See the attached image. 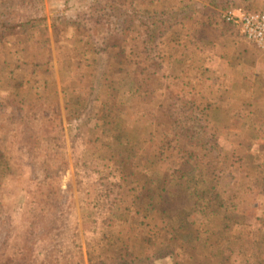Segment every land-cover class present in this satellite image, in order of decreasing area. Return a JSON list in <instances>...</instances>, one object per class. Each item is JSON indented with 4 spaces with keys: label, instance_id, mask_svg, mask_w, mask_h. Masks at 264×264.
<instances>
[{
    "label": "rangeland",
    "instance_id": "1",
    "mask_svg": "<svg viewBox=\"0 0 264 264\" xmlns=\"http://www.w3.org/2000/svg\"><path fill=\"white\" fill-rule=\"evenodd\" d=\"M99 1L0 0V264H242L240 28L223 16L240 11V0L218 11L220 0ZM131 1L158 18L186 7L189 16L174 15L180 23L149 57L136 40L112 47L78 26L94 17L92 7ZM141 81L160 102L136 101L138 120L125 125L115 112L124 113L127 89ZM181 88L219 137L221 148L203 160L202 193L179 181L184 135L151 123L167 93ZM82 97L105 112L73 138L69 117L84 110ZM150 143L156 163L139 157ZM106 161L111 168L97 174ZM113 182L120 201L114 193L101 201ZM141 191L153 199L147 214L134 202ZM204 234L211 245L197 238ZM162 244L172 253L154 261Z\"/></svg>",
    "mask_w": 264,
    "mask_h": 264
},
{
    "label": "trees",
    "instance_id": "2",
    "mask_svg": "<svg viewBox=\"0 0 264 264\" xmlns=\"http://www.w3.org/2000/svg\"><path fill=\"white\" fill-rule=\"evenodd\" d=\"M93 3H99V0H89ZM128 6L122 5H106L105 8L112 7V10H107L102 7H92L91 13L94 17L87 18L84 21V16L81 17L80 24L78 26H84L91 31H89L90 35L92 34L93 37H97L98 39L101 37L102 42L104 45L111 44L112 47H117L119 44L128 43L129 40H136V49L140 56H151L155 52L154 44L158 38H163L172 30L173 26H176L177 19L174 15L181 14L186 19L189 16L188 8H181L179 9V13L173 12L170 16L165 18H158V16L153 15L154 9H142L140 8V3H127ZM211 2L205 3L203 5H208L209 7L204 6V11H212L210 8ZM215 5V3H213ZM238 3L233 1H226L220 0V3L217 4V11L218 10H227L229 7H234L233 5H237ZM191 8V6H188ZM216 11V10H215ZM71 20V19H70ZM132 22V23H131ZM131 23V24H130ZM211 23V22H210ZM215 24L214 22H212ZM219 21L215 24L217 27L216 32L214 35H218L221 33L220 29L223 28V25L220 24ZM70 25V22L66 23ZM220 24V25H219ZM1 26V24H0ZM4 27V23H2ZM216 29V28H215ZM214 30V29H213ZM207 32L205 31V34ZM205 34L202 36L204 37ZM210 33L208 35V39L210 38ZM177 43V39L175 40ZM100 43V41H99ZM101 49L103 50L102 44L100 43ZM230 54V52H228ZM238 51H234V55H238ZM232 54V55H233ZM173 59V54L170 57ZM122 66H126V61H121ZM159 63L155 62L153 66H158ZM103 67V66H102ZM104 67L101 69L100 74L103 75ZM157 71V70H156ZM93 75L92 77H94ZM142 82H136L132 87L127 89V94L129 95L130 104H126L124 106V114L123 112H115V115L120 121H123L125 125L132 126V122H135L136 116V109L138 106L136 101L141 103H145L146 101L149 103L152 102H160L157 99V95L150 97V91L146 87L142 86ZM114 84V83H112ZM125 83L119 81L114 87L116 90L123 91L125 89ZM95 93L93 94V96ZM81 104L84 107V110L80 112L78 115H73V117H69L70 125L68 127L70 136L75 138L76 136L84 137L87 133L86 130L91 127L93 120L91 119L92 116H97L98 118L102 115L101 107H96L95 101L92 100L91 102L86 103V98L82 97ZM79 102V103H80ZM164 106L158 105L159 109L157 114V118L151 120L152 124H155L156 127H160L163 122H166L168 127L175 129L178 133L184 135L185 142L188 143L189 149L184 157L186 160L184 161V171L179 172V181H182L185 185L188 184L189 190L195 191L197 190L198 193H202L204 189H198L201 184V178L205 174V165L203 160H207L209 153L215 150H218L220 147V142L218 141L219 137L217 133L209 128L207 124L206 117L203 116V111L197 109L192 101L191 97L184 95L182 88L173 92H168L165 98V102L163 103ZM105 112V110H104ZM138 120V118L136 119ZM156 144L150 143L146 145L143 152L139 155L145 159V162H152L151 159L159 161L160 155L155 151ZM163 150L166 148L160 147ZM169 149L172 150L170 147ZM193 152V154L191 153ZM113 155V154H112ZM3 156V155H0ZM220 162L222 163V158L218 157ZM225 160H228V156H224ZM112 161V158H111ZM1 165V161H0ZM104 168L99 171H95L97 174H102L103 170L111 168L106 166L108 162L106 161L104 164ZM140 166H147L146 163L140 162ZM120 173V172H118ZM122 173V172H121ZM133 172L130 171L129 176H132ZM102 178V177H101ZM103 179V178H102ZM118 186L120 188H118ZM104 187H102L103 189ZM100 195L101 201H108L109 204L112 201V195L114 193L116 199L120 201L118 192L122 195L123 191L119 184L117 183H109L107 187H105ZM139 197L141 201L139 203ZM114 199L113 202L116 200ZM134 202L139 204V212L142 210L144 214L151 211L154 208L153 199L145 194L144 191H141L134 199ZM98 206L97 204H95ZM138 213V210H136ZM141 214V213H140ZM95 219H99L95 217ZM152 227H157L158 221L155 219L148 220ZM200 239V242L204 245H211L212 243L209 241V238L206 235H201L197 237ZM172 253L171 247L169 244H162L159 247L158 252L155 253L154 261H161L164 258H168V256ZM143 261H125L120 264H142ZM21 264H27L25 262V258L21 260ZM52 264H60L59 261H55Z\"/></svg>",
    "mask_w": 264,
    "mask_h": 264
},
{
    "label": "built area",
    "instance_id": "3",
    "mask_svg": "<svg viewBox=\"0 0 264 264\" xmlns=\"http://www.w3.org/2000/svg\"><path fill=\"white\" fill-rule=\"evenodd\" d=\"M223 16L226 21L240 28V11L227 10L223 12Z\"/></svg>",
    "mask_w": 264,
    "mask_h": 264
},
{
    "label": "crops",
    "instance_id": "4",
    "mask_svg": "<svg viewBox=\"0 0 264 264\" xmlns=\"http://www.w3.org/2000/svg\"><path fill=\"white\" fill-rule=\"evenodd\" d=\"M220 24H221V23H220ZM220 24H219V25H220ZM220 31H222V27H221ZM220 35H221V34H220Z\"/></svg>",
    "mask_w": 264,
    "mask_h": 264
}]
</instances>
